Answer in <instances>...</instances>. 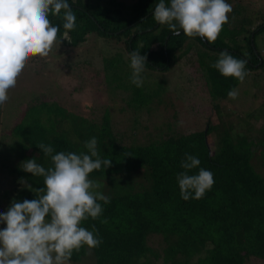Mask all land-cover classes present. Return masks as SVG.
Segmentation results:
<instances>
[{
    "label": "trees",
    "instance_id": "trees-1",
    "mask_svg": "<svg viewBox=\"0 0 264 264\" xmlns=\"http://www.w3.org/2000/svg\"><path fill=\"white\" fill-rule=\"evenodd\" d=\"M158 2L68 0L77 18L69 40L63 38L62 19L49 18L60 27L57 41L73 48V53L91 38L107 43L111 53H99L95 60L105 61L98 75L103 74L112 96L123 91L125 103L150 115L159 112L156 101L167 92L183 103L201 100L208 105V122L189 133L177 131L174 122H164L156 128L157 135L141 139L135 130L146 126L136 119L129 142L126 135L115 133L109 109L99 122L46 93L33 97L24 93L17 105H0V210H8L13 200L36 199V191L44 187L42 176L22 168L30 159L51 167L50 157L38 144L79 154L95 137L100 158L112 160V166L89 178L101 184L98 191L110 203L100 201L102 215L81 225L90 231L94 225L102 243L91 250L87 246L74 250L70 262L81 264L89 257L97 264L264 262V109L231 112L229 105L236 99H228L227 93L240 82L211 67L219 53L227 51L246 61V78L264 74V9L256 6L248 11L238 2L217 40L209 43L183 32L175 36L167 25L158 24L153 17ZM135 50L147 57L142 87L130 82L129 54ZM36 59L30 58L32 63ZM87 64L93 66L91 61ZM160 73L177 77L176 86L168 79L159 81ZM249 99H259V93ZM254 127L261 138L250 134ZM146 129L151 133L149 126ZM186 153L196 156L200 167L214 176V185L199 200L185 201L180 195L176 177L185 171L181 161ZM156 238L159 247L152 244Z\"/></svg>",
    "mask_w": 264,
    "mask_h": 264
},
{
    "label": "clouds",
    "instance_id": "clouds-1",
    "mask_svg": "<svg viewBox=\"0 0 264 264\" xmlns=\"http://www.w3.org/2000/svg\"><path fill=\"white\" fill-rule=\"evenodd\" d=\"M233 8L227 0H159L154 8V20L167 25L173 35L181 32L187 37L217 40L223 26L229 23ZM50 16L63 21V35L76 28V16L68 0H0V105L9 100V89L17 86L27 62L32 57H48L57 41L60 27L53 25ZM130 82L143 86L142 73L147 57L131 52ZM246 61L221 51L211 65L222 76L235 78L241 84L249 73ZM239 90L232 88L227 97L235 100ZM37 147L50 157L51 167L45 168L35 159L22 164L25 172L43 177V188L37 198L17 202L13 200L5 213H0V264H69L73 251L87 246L99 247L102 240L93 230L81 226L89 218L95 220L103 213L100 203L110 198L98 189L101 184L90 179V174L110 168L112 160L101 159L97 139L84 143L79 154L55 152L51 145ZM177 174L181 198L185 201L201 199L214 185L213 173L200 167V160L186 153ZM199 169L196 174H189Z\"/></svg>",
    "mask_w": 264,
    "mask_h": 264
},
{
    "label": "rangeland",
    "instance_id": "rangeland-1",
    "mask_svg": "<svg viewBox=\"0 0 264 264\" xmlns=\"http://www.w3.org/2000/svg\"><path fill=\"white\" fill-rule=\"evenodd\" d=\"M240 1L244 5V8H248V11H251L256 6L264 9V0H233L231 2L232 8L236 7ZM106 44L101 38H97L96 40L91 38L87 44L81 45L73 53V48L70 49V47L64 46L62 41H57L54 43L48 57L37 56L36 61L33 63L31 60L27 62L23 73L18 78L17 86L9 89V97H12V100L9 99L5 105L8 103L17 105V103L22 101L24 93L33 97L38 92H41L46 93L53 100L66 104L73 111L99 122L103 120L106 110L109 109L115 133L119 136L126 135V139L129 142H131L129 137L134 132L136 119L142 121L143 126H146L141 131L135 130L138 137L141 136V139H149L151 134L153 136L157 135L156 128L164 122H174L176 124L175 129L183 133L201 129L208 122V105L204 104L201 100H197L196 103H193L191 100L186 102L185 100L183 103L177 101L167 92L163 94L160 100L156 101V106L160 109L159 112H152L154 114L150 115L143 109L137 110L132 105L125 103L126 98L121 93L123 91H116L117 93L112 96L111 87L103 81V74L98 75V71L103 66V63L105 64V61L102 58L99 61L95 60V58L98 59L99 53L107 51L111 53L109 48L107 50ZM65 49H70L73 56L70 57L71 51L68 54H63L66 51ZM87 61H91L93 66H88ZM79 62L83 64H79ZM49 65H52V67L50 68ZM159 75L157 76L159 81L168 79V83L172 86H176L178 83L175 76L169 77L170 74L163 73ZM237 89L239 90V96L235 103L229 105L232 110L231 112L235 111L237 113L239 111H248L249 109L252 111L258 108L264 109V74L258 75L257 72L252 73L242 84H239ZM113 90L115 91L114 88ZM254 93H259V99L252 101L253 99L251 98L252 100H250L249 98ZM117 94L120 95L118 96ZM195 104L197 105L196 107ZM174 112L177 113L176 117L174 116ZM148 126L151 133H148V129H146ZM250 134L261 138V132L258 130V127H254L250 131ZM213 139L215 141V138ZM211 143L213 144V140ZM137 181H142V178H137ZM8 187V183L3 186L4 189ZM6 211L7 209L0 210V213H5ZM4 227L6 225L0 223V229ZM152 244L155 247H159V238L152 241ZM80 263L97 264L96 259L91 257L85 258ZM69 264L75 263L69 262ZM252 264H264V262Z\"/></svg>",
    "mask_w": 264,
    "mask_h": 264
},
{
    "label": "water",
    "instance_id": "water-1",
    "mask_svg": "<svg viewBox=\"0 0 264 264\" xmlns=\"http://www.w3.org/2000/svg\"><path fill=\"white\" fill-rule=\"evenodd\" d=\"M64 39H70L69 35L67 37H64Z\"/></svg>",
    "mask_w": 264,
    "mask_h": 264
}]
</instances>
